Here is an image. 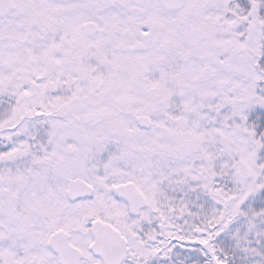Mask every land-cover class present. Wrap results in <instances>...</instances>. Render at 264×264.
<instances>
[{
	"label": "snow or ice",
	"instance_id": "obj_1",
	"mask_svg": "<svg viewBox=\"0 0 264 264\" xmlns=\"http://www.w3.org/2000/svg\"><path fill=\"white\" fill-rule=\"evenodd\" d=\"M0 264H264V0H0Z\"/></svg>",
	"mask_w": 264,
	"mask_h": 264
}]
</instances>
